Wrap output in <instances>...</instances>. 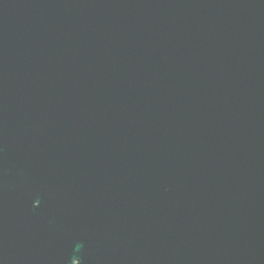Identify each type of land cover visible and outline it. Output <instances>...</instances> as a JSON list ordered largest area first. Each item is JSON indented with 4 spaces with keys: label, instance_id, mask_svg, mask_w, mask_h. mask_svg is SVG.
Masks as SVG:
<instances>
[{
    "label": "water",
    "instance_id": "water-1",
    "mask_svg": "<svg viewBox=\"0 0 264 264\" xmlns=\"http://www.w3.org/2000/svg\"><path fill=\"white\" fill-rule=\"evenodd\" d=\"M0 264H264V0H0Z\"/></svg>",
    "mask_w": 264,
    "mask_h": 264
}]
</instances>
